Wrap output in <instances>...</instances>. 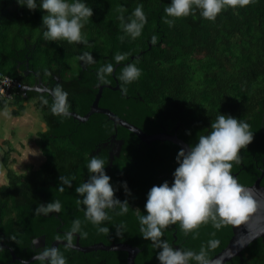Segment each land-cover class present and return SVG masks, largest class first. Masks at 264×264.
Masks as SVG:
<instances>
[{"label": "trees", "instance_id": "16d2710c", "mask_svg": "<svg viewBox=\"0 0 264 264\" xmlns=\"http://www.w3.org/2000/svg\"><path fill=\"white\" fill-rule=\"evenodd\" d=\"M87 2L94 13L82 29L85 39L70 43L43 36L41 9L33 11L17 0H0V73L28 87L36 81L33 74L25 75L28 70L51 90L62 84L69 93L70 112L79 116L89 111L100 84L99 108L110 110L148 135L175 131L188 146L209 130L220 112L247 120L254 139L241 149V158L233 162L232 171L247 186L263 174L260 185L264 187V0L226 7L215 20L204 18L197 10L177 18L172 25L163 19L170 0ZM140 3L147 23L142 34L133 38L125 33L119 17H129ZM117 52L127 55L117 61ZM135 56L138 58L130 60ZM109 62L114 65L113 74L102 71ZM131 62L137 63L142 74L127 84L125 91L120 72ZM105 84H117L120 91ZM16 91L14 99L0 101V107L28 100L46 130L37 133L42 162L20 173L7 168V181L0 184V241L15 256L27 260L34 238L44 235L50 245L56 229L66 233L79 218L81 231L76 235L80 246L97 242L108 245L112 238L115 243L126 242L139 249L134 264H160L159 249L143 238L138 217L146 211L149 189L164 180L173 181L178 146L169 141L141 142L120 126L114 130L100 113L91 114L85 122L55 114L47 93ZM41 97H47L49 103ZM115 132L123 144L109 165L108 149L102 145ZM91 154L104 158L106 171L118 189L115 195L130 204L123 215L108 209L111 219L103 221L109 227L107 232H99L86 218L84 206L78 203L80 194L75 191L89 176L87 161ZM61 174L72 179L71 186L65 185L62 192L58 188ZM122 181H127L131 193L125 191ZM53 199L62 201L60 211L36 214L39 203ZM230 237L228 224L216 228L210 222L203 223L185 234L177 222L167 226L163 239L175 247L197 251L206 246L210 260L225 248ZM58 246L68 257V264H126V252L82 253ZM10 259L8 250L0 249V264H22L17 260L9 263ZM29 264L41 262L33 260ZM223 264H264V238L253 241L240 257Z\"/></svg>", "mask_w": 264, "mask_h": 264}, {"label": "clouds", "instance_id": "9594fccd", "mask_svg": "<svg viewBox=\"0 0 264 264\" xmlns=\"http://www.w3.org/2000/svg\"><path fill=\"white\" fill-rule=\"evenodd\" d=\"M30 10L41 9L43 36L48 40L65 39L68 42H80L85 39L82 32L85 22L93 16L94 9L87 0H17ZM250 0H170L164 9L163 19L172 25L177 18L187 16L197 10L209 20H215L226 7L245 6ZM121 26L127 35L135 38L142 34L147 23V14L143 4H138L129 17H119ZM157 39L153 36V40ZM127 53L117 52L115 59L122 60ZM114 65L109 62L102 67L105 73H111ZM142 69L135 62L124 64L120 80L127 84L140 78ZM25 93V91H24ZM69 93L62 84L52 89L51 110L63 116L70 115ZM49 103L47 97H41ZM10 109L0 107V116H8ZM254 139V132L247 120L231 114L219 113L212 120L207 132H201L197 142L178 151V166L173 172V181L164 180L154 184L147 193L144 204L146 211L139 215L140 231L144 239L151 240L159 249L157 258L160 264H210L208 249L201 246L193 248L175 247L163 239L165 229L170 224L179 223L185 234L192 233L203 223H212L216 228L226 224L240 225L256 212L258 201L253 190L241 183L233 173V162L241 158V149L246 148ZM105 160L100 155H90L87 161L88 178L80 183L75 191L80 194L78 203L84 206L85 216L96 225L99 232L109 231L103 221L111 219L108 209L116 210L120 215L127 213L129 200H121L115 195L118 190L107 173ZM59 190L65 185L71 186L72 179L60 175ZM126 192L131 193L127 181H122ZM62 201L53 199L39 203L36 214H49L62 209ZM81 220H73L69 231L57 234L56 240L71 246L73 237L81 231ZM86 234V233H85ZM35 243L39 237L34 238ZM212 243V242H210ZM35 260L41 264H68V257L59 246L45 245L35 252ZM24 264V262H22Z\"/></svg>", "mask_w": 264, "mask_h": 264}, {"label": "water", "instance_id": "95a60500", "mask_svg": "<svg viewBox=\"0 0 264 264\" xmlns=\"http://www.w3.org/2000/svg\"><path fill=\"white\" fill-rule=\"evenodd\" d=\"M133 58H138V56L131 57L130 60ZM114 71V69H113ZM112 71V74H113ZM39 86H36V81L34 83V87H28L27 85H22L20 93L24 91L33 90L38 91L40 93L46 92L52 99V91L51 90H44V87H41L42 90L38 89ZM103 87L98 84L97 93L95 98L89 108V111L84 116H79L75 113L70 114L74 119L79 122H85L89 116L93 113H100L107 117V119L113 124L114 130H116L117 126L122 127L125 130L130 131L134 134L141 142L146 144H150L152 141H169L174 145L178 146L179 149L187 148L188 145L179 139L175 134H168V133H159V134H152L148 135L142 132L141 129L134 126L133 124L128 123L127 121L120 119L115 114H113L108 109H103L98 107V100L101 96ZM115 89H118L116 86ZM113 89V90H115ZM16 91V89H14ZM17 92V91H16ZM18 93V92H17ZM117 131V130H116ZM115 138V134L113 135V139ZM120 142L116 145L115 148V155L118 156L120 152ZM111 158V156H110ZM263 174L255 179L253 182L254 184L250 185L249 187L253 190V194L258 201V208L256 212L250 215V219L247 221L242 222L240 225L228 224L231 228V237L230 241H228L227 245L223 250H221L218 254L213 256L209 261L210 264H223L230 261L234 257H240L241 252L253 241L257 239L264 238V187L261 186L260 181L262 179ZM76 238L75 243L70 247L73 250L80 251L82 253H89L93 251H105V252H126V264H134L135 257L139 252V249L135 246H131L125 243H111L110 245H104L102 243L92 244L89 246H80L78 244V235H74ZM66 245L65 242L62 241H54L51 245L58 246V245ZM50 245V246H51ZM0 249L8 250L10 254V262L17 260L20 263L24 262V264H29L31 261L35 260V256L31 257L28 260H22L16 257L13 251L6 245L3 244V241H0Z\"/></svg>", "mask_w": 264, "mask_h": 264}, {"label": "rangeland", "instance_id": "374dc122", "mask_svg": "<svg viewBox=\"0 0 264 264\" xmlns=\"http://www.w3.org/2000/svg\"><path fill=\"white\" fill-rule=\"evenodd\" d=\"M9 108V107H8ZM22 112V111H21ZM19 112L18 114H20ZM13 114L8 116H0V184H4L7 181V168L12 170V172H25L26 170H32V167L39 165L42 162V156L39 153L37 146L35 147L34 143L37 144V137L33 135L32 132L36 130L34 128H29L32 132H28L27 125H24L25 128L21 125V122L16 118V123L13 122ZM11 119V120H10ZM16 127L25 134L26 143L21 147L19 144H15L11 141V126ZM16 128V129H17ZM12 142V143H11ZM17 143V141H16ZM3 160L6 161L4 165Z\"/></svg>", "mask_w": 264, "mask_h": 264}, {"label": "crops", "instance_id": "0c3cea01", "mask_svg": "<svg viewBox=\"0 0 264 264\" xmlns=\"http://www.w3.org/2000/svg\"><path fill=\"white\" fill-rule=\"evenodd\" d=\"M33 87H34V83L32 84L31 88ZM7 107H9L10 113L16 116L14 117V119H12L13 122L16 123V118H17L18 120L20 119L19 121L21 122L23 129L25 128L24 125H27V130L31 127L34 128L36 130L35 132H32L31 130H28V132H32L35 137H37L38 132H44L46 130L45 124L41 121L37 111H35L30 101L28 100L22 101L16 104L10 103L9 105H7ZM19 112L21 113L18 114ZM10 126H11V130H10L11 141H13L15 144H19L21 147H23L24 145H27L26 143H29V142L25 141V138H24L25 134H23L22 132L24 130L18 129L17 126L16 127H13V125H10ZM34 145L37 146L36 143H34Z\"/></svg>", "mask_w": 264, "mask_h": 264}, {"label": "flooded vegetation", "instance_id": "af4514ba", "mask_svg": "<svg viewBox=\"0 0 264 264\" xmlns=\"http://www.w3.org/2000/svg\"><path fill=\"white\" fill-rule=\"evenodd\" d=\"M82 69H84V67H82ZM25 72V71H24ZM26 74H33V77L36 79V86H39L38 87V89L39 90H42V88L41 87H44V90L46 89V90H51L50 88H48L46 85H44V84H42V82L40 81V79H38V78H36V74L35 73H33L31 70H28L26 73H25V75ZM100 85V84H99ZM100 86H102V85H100ZM105 86H107V87H111V89H115L116 88V86H118L117 84L115 85V86H111V85H109V84H105ZM104 86V87H105ZM103 87V86H102ZM97 89H98V84H97ZM118 89H119V91H120V88H119V86H118ZM118 89H115V90H113V91H116V90H118ZM52 91V90H51ZM42 93H44L43 91H42ZM122 96H123V93L121 94ZM70 114H73V112H70ZM76 114V113H75ZM78 115V114H77ZM115 134V138L113 139V135ZM114 134H112L111 135V138L107 141V142H104V144L102 145V147L103 148H106V149H108V154H109V160H110V164L109 165H111V161L115 158V157H117L116 155H115V148H116V145L120 142V144H121V146H122V144H123V141L122 140H120V139H116V132L114 133ZM168 134H175L176 135V133H175V131L173 132V133H168ZM177 136V135H176ZM121 146H120V148H121ZM119 155V154H118ZM110 156H111V158H110ZM57 230V233L56 234H62V233H64V231H62V230H58V229H56ZM75 237V236H74ZM54 241H57L56 240V238L55 239H53L51 242H50V245H51V243H53ZM75 241H76V238H75V240H74V242L72 243V245L75 243ZM109 241H110V243L108 244V245H110L111 243H115V241L112 239V238H109ZM63 242V241H62ZM97 243H102V242H97ZM97 243H94V244H97ZM65 244H66V242H65ZM78 244H79V236H78ZM102 244H104V243H102ZM46 245V238H45V236L44 235H42V236H40L39 237V242L38 243H35V240H33L32 241V248H31V251H30V253H31V257H33V256H35V252L38 250V249H40V248H42L43 246H45ZM49 245V246H50ZM80 245V244H79ZM92 245V244H91ZM104 245H106V244H104ZM17 257V256H16ZM30 257V258H31ZM29 258V259H30ZM28 260V259H27ZM15 261V260H14ZM14 261H12V262H14ZM9 263H11L10 262V260H9Z\"/></svg>", "mask_w": 264, "mask_h": 264}, {"label": "built area", "instance_id": "2783aa9c", "mask_svg": "<svg viewBox=\"0 0 264 264\" xmlns=\"http://www.w3.org/2000/svg\"><path fill=\"white\" fill-rule=\"evenodd\" d=\"M22 84L12 77L0 73V101H12L17 94L14 90H21Z\"/></svg>", "mask_w": 264, "mask_h": 264}]
</instances>
